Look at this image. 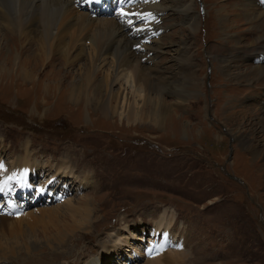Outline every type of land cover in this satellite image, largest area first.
I'll list each match as a JSON object with an SVG mask.
<instances>
[{"label":"rangeland","instance_id":"1","mask_svg":"<svg viewBox=\"0 0 264 264\" xmlns=\"http://www.w3.org/2000/svg\"><path fill=\"white\" fill-rule=\"evenodd\" d=\"M184 1L193 5L195 29L186 26L177 3L160 0L173 11L157 24L153 37L161 51L152 67H168L165 76L180 91L187 68L181 73L182 57L173 50L185 44L186 65L199 90L179 102L172 91H162L164 106L158 107L154 95L133 91L126 74L114 76L110 58L98 64L89 87L71 90L91 57L88 43L86 56L64 68L55 51L49 66L41 61L33 67L35 74L41 71L39 80L25 75L22 60L34 45L25 47L2 30L0 57L7 60L0 62V174L16 180L18 195L43 202L9 217L22 223L0 230L1 249L17 245L23 252L14 260L0 254V264H146L170 253L185 257L178 264H264V143L260 129L251 133L249 127L264 112V77L250 75V82L233 77L254 66L248 58L264 54V7L254 2L258 10L251 7V16L239 12L248 8L242 0ZM144 33L150 32L139 30ZM217 56L230 62L229 71ZM51 64L57 66L54 73ZM69 69L68 82L49 75L63 77ZM105 79L113 81L112 94L100 95L96 85ZM242 138L248 146H263L249 154ZM23 173L36 174L32 186L39 179L43 184L28 191ZM40 187L45 191L36 197ZM51 188L59 193L50 194ZM80 200L90 205L89 216L67 210V202ZM3 202L0 197V206ZM50 209L56 212L51 218L40 216ZM170 220L173 231L165 240ZM140 221H157L153 233L162 228L164 242L173 245L144 257L147 224Z\"/></svg>","mask_w":264,"mask_h":264},{"label":"bare ground","instance_id":"2","mask_svg":"<svg viewBox=\"0 0 264 264\" xmlns=\"http://www.w3.org/2000/svg\"><path fill=\"white\" fill-rule=\"evenodd\" d=\"M140 1L141 2H139L138 4L134 3L129 7H127L128 5L119 4L118 6L113 8L116 10L114 12L113 9L110 8L112 6L111 5L112 1L110 0H104V1L102 0H96V1L95 0H0V43L4 39V37H2L1 35V32L3 30L4 34L9 35L10 37H16L17 39L18 36V39L23 41V45L25 44V47L26 45H30V44L34 45L33 46L34 49L32 48L33 51L29 53V56L27 58H24L22 60L23 73L25 75L27 74L31 76L34 75L38 80L40 76L39 73L41 71L35 74L34 69L37 66L36 63L42 61V65L44 66V68L46 65L49 66L50 65L49 63L51 62L52 59L51 55L55 51H59L63 57L62 59L60 58V60L62 61V68H64L65 64L72 63V59L78 60L80 56L81 57L86 56L83 44L88 43L91 46V51H90L91 57L88 62L86 58V64L84 65V69L81 75V82L78 84H75L73 82L69 87L71 90H77L78 88H81L83 86L89 87L94 76H96V74L98 73L97 72L98 64L100 62H104L106 58H110L114 68V76H117L118 74H122V73L126 74L127 77L132 80V83L134 85L133 91H137L138 94H140L141 92H145L147 94L154 95V103L157 107L164 106V101L162 99V91L168 92L170 90L172 92H170L169 95L171 94L173 96L172 98H174L175 101L178 102L184 101L188 96L197 94L199 90L198 80L196 79L194 72L192 71V68L191 70H189L191 66L189 67L188 65H186L190 61V59L189 57L188 58L184 57L186 54L185 44L181 49L173 50L176 58L182 57L180 59L181 61L180 62L178 61V63H180V67L179 66L178 67L180 68L181 73L183 67L186 66L187 68L183 74L184 76L182 80V86H180L181 89L180 91H176L177 83L173 81L170 82L171 78L165 76L166 74H168V67H164L162 69H160L159 67L158 68L152 67V63L155 55L161 51L159 46H157L158 45L156 42L157 39L154 40L155 37H153V35L158 33L157 24L160 23L162 18L166 16L165 12L169 10L173 11V8L168 6L164 8L163 6L160 5V0H147V2H143L142 0ZM170 1H172V3L178 4L177 9L181 10L184 16V22H186L185 24H187L186 26L189 27L191 30H194L195 15H193V7H192L193 5L191 3H186L184 0H170ZM242 1H244L248 7L247 9L239 10V12L242 14L244 13L246 15L248 14L252 16V14L249 12L250 8L252 7L257 9L253 5L254 2H258L255 3L256 6L261 5L262 7H264V0H242ZM95 3H97L98 5V10L94 9L97 8L94 6ZM122 7L123 8L127 7L126 9H124V11L126 12H138L141 14L151 13L154 19L145 22L144 20H136L135 17H130L134 21L132 27L130 28L126 23L122 21V19L119 16V13H117ZM155 8H157V10H155ZM174 9L176 8L174 7ZM262 13L263 12H260L259 15L261 16ZM262 18L264 19V13L262 14ZM256 20L257 19L254 18L251 21L255 22ZM144 28L148 30L150 33L139 34V31H137V29L141 30ZM145 40H149L150 44L149 43L146 44L144 42ZM262 43H263L262 47H264V41H262ZM252 45L254 44L252 43ZM2 50L3 47H0V55L3 53ZM13 56L15 57L16 60L17 57L21 58V55H18L17 53L16 55ZM259 57H261L262 59L254 62V60ZM250 59L251 61L253 60L252 62L253 64L251 65L254 66H251V68L247 70L244 69L245 71L242 73L238 72L237 74L233 75L235 80H237L238 82L241 81L250 82L249 80L250 75H253V77L257 75H258L257 77H264V54L260 56L248 58L247 62ZM5 60H7V58L0 57V62ZM45 61L47 62V64H45L46 63ZM218 61L220 65H223V69H226L227 71L230 70V62L225 57H218ZM51 65H52L51 70L56 71L57 66L53 64ZM71 66L72 65H70L69 68ZM55 71H53V73ZM49 75L53 77L52 80L57 79L59 81L68 82V80L70 79L69 76L72 75V72L70 71V69L67 70L66 74H64L65 76L63 77H62L63 74L61 75L52 74V72L49 73ZM33 81L35 82V80ZM262 85L264 86V82L262 83ZM112 86H113V81H111V79L110 80L105 79L102 85L101 84L96 85L97 92L100 95L102 93H104L105 95H107L108 93L112 94L111 91ZM114 98H116L115 95ZM257 116L259 117L256 118L254 123H252L251 121L249 123L250 132L251 133L257 132L260 129L258 132L259 137L261 138V141L264 143V112L260 111V115ZM228 117L229 116L225 118L228 119ZM232 136L236 140L240 139V138H235V135ZM244 140L245 139L243 138L239 140L240 144H244L247 147L249 154L255 155V153H257L263 146L262 143H257L248 146L247 144H245ZM260 158L264 160L263 150L260 152ZM66 166L69 169L71 168L69 165ZM29 170L34 171L31 168H29ZM23 175L27 179H23L22 184H27V189L28 191H30L31 188L33 187L30 183V177L33 174L23 173ZM58 176H60V174L57 176H53L52 180L53 178H57ZM61 176L64 175L61 174ZM6 178H8L7 174H5L2 171L0 174V186L5 185ZM49 186L52 187L54 186V184L52 185L50 183ZM43 188L44 187H40L37 189L36 197L43 195V192L45 191V189L43 191ZM49 193L51 194V190L49 191ZM21 195L22 194L18 195L17 191L13 193V196H21ZM23 197H26V195H24ZM34 199L36 198L34 197ZM8 207H10L11 210L14 211L17 210L14 204L9 205ZM66 207L67 210H69L71 213L74 214L76 212H79V209L86 211V213L88 212L87 216H89L90 213V208H89L90 205L86 204V202L83 200H80L76 203L67 202ZM0 213L4 216V217H0V230L13 227V225H21L22 220H18V221L15 220L14 222L13 220H11V218H6L5 217L6 215L3 211H0ZM55 213H56L55 210L50 209V210H46L45 212H42L40 216H44V217L47 216L49 219ZM26 219L27 217H25L23 221ZM89 224H90V220L85 225L88 226ZM171 224L172 222L170 220L165 226L166 230L171 227ZM29 233L32 234V231H29ZM59 238L60 237H58V239ZM149 241H150L149 245L145 250L146 252L149 253V256L153 254H158V253L161 254L165 252V250L161 249L162 245L164 244L166 245V242H164V236H163V241L160 243V245H156V243L152 244V241L151 240ZM61 242L62 240L59 239L58 244L60 245ZM118 245L120 248L122 243H118ZM169 245H173V243L172 244L168 243L167 248L170 247ZM155 246H160V247L156 251H153L150 254L149 250L153 249ZM1 248L2 246L0 245V254L3 255L4 258L7 259L10 258L12 260L22 255L20 253L23 252V248L17 247V245L16 247L6 245L3 249ZM25 248L27 249L28 247ZM135 248L136 251L138 252V248L137 247ZM113 249L114 247L112 248V250ZM184 260H185L184 256L180 254L170 253L167 256H157L154 261L147 262L146 264H178L183 262Z\"/></svg>","mask_w":264,"mask_h":264},{"label":"snow or ice","instance_id":"3","mask_svg":"<svg viewBox=\"0 0 264 264\" xmlns=\"http://www.w3.org/2000/svg\"><path fill=\"white\" fill-rule=\"evenodd\" d=\"M121 5H132L134 3H138L140 2V0H119ZM143 2H147V0H143ZM119 16L122 19V21L124 23H126L130 28L132 27L134 21L133 19H131L130 17H135L136 20H144L145 22L154 19V17L152 16L151 13H147V14H141L138 12H126L124 11L123 7L121 8V11L119 12ZM137 31H139V29H137ZM2 167V166H0ZM11 179V178H10ZM6 183L4 186H0V191L4 190V187H6ZM167 239L166 235H165V240ZM160 246H155L153 249H150V254L153 251H156Z\"/></svg>","mask_w":264,"mask_h":264}]
</instances>
